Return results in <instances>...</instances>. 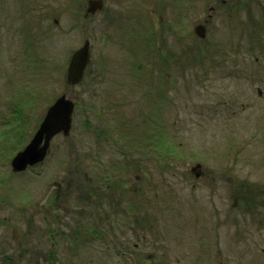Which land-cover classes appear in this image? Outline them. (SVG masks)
<instances>
[{
	"label": "rangeland",
	"instance_id": "1",
	"mask_svg": "<svg viewBox=\"0 0 264 264\" xmlns=\"http://www.w3.org/2000/svg\"><path fill=\"white\" fill-rule=\"evenodd\" d=\"M132 1L140 4L134 17L150 10V0ZM177 1L181 14L186 12L183 30L211 13L206 38L186 41L176 49L187 63L196 60V67L182 72L184 81L161 78L158 68L136 61L141 59L138 54L130 63L127 50L117 45L112 49L103 34L99 44L100 33L108 29L103 26L91 30V61L82 80L67 85L70 54L89 29L76 24L65 32L61 28L50 32L38 24L30 27L29 22L21 23L23 17L30 20L29 0H0V264H140L138 254L145 251L155 261L164 252L170 264H189V255L182 252L190 248L188 214L181 210L190 204L184 177H189L195 162L229 173L225 190L230 212L244 210L243 264H264V0H229L213 11L209 7L215 0ZM125 3L119 0L115 6L116 31L125 26ZM163 3L164 18L179 11L172 1ZM143 40L141 30L132 40L126 34L123 38L134 52ZM207 59H239L242 67L238 76L232 62L210 72ZM60 93L75 101L69 134L52 138L42 162L12 172L10 157L27 142ZM150 139L158 154L175 151L179 158L166 163L130 145ZM84 170L92 178L91 172H105L112 178L110 187L115 186L113 180L123 182L120 187L126 188L136 210L125 213L105 238L81 236L78 240L83 243L78 245L65 234L82 229L75 221L88 232L89 209L70 212L69 202L53 203L52 208L49 202L57 183L80 187ZM111 202L114 208L124 207L123 200ZM106 203L97 212L111 210L109 200ZM141 203L148 228L136 227L134 221L140 217ZM132 224L135 228L130 231ZM135 229L139 236L145 234L138 248L129 238ZM125 239L129 249L121 242Z\"/></svg>",
	"mask_w": 264,
	"mask_h": 264
},
{
	"label": "flooded vegetation",
	"instance_id": "2",
	"mask_svg": "<svg viewBox=\"0 0 264 264\" xmlns=\"http://www.w3.org/2000/svg\"><path fill=\"white\" fill-rule=\"evenodd\" d=\"M117 1L119 0H29L27 6L31 12L30 20L24 19L23 17L21 23L24 24L29 22L30 27H36V24H38L39 27L43 25V29H47L50 32H55L60 28L61 30H66L74 24L80 25L83 29L88 28L89 31L87 35L83 34L81 43L78 42V44L80 43L81 45L85 40H88L90 51L94 44L90 37L92 34L91 30L97 31L102 29L103 26H108V29L104 33H100L99 44L103 42L106 36L110 39L109 42L111 43L110 47H112V49L117 45V48H125L127 50L130 56V63L133 56L138 54L141 59H136V61L140 63L143 62V66L158 68L161 73V78L166 80L167 78L172 79L173 82L184 81V79H181L184 75L182 72L184 73L189 67H196L197 64L196 60L188 59L189 63L182 60L181 54L176 53V49L181 43L187 45L186 41L191 43L193 40H204L206 38V29L210 23L211 13H208L207 18H202L198 21L194 20L188 28L183 30L186 19L184 15L186 12L181 14V2L170 0L172 1V5L179 10L176 11L172 17L165 16L164 18L163 16L162 9L166 8L163 3L164 0H150V10H146L144 13H140L139 16L134 17V13L139 9L140 4L137 1L126 0L124 8L126 10L125 26L117 28L116 31L114 30V24L117 13L115 9ZM168 1L169 0H166V3H168ZM228 1L229 0H217L216 2L215 0V4L210 6L209 9L213 11V9L217 8L218 3L225 5ZM2 9H5V5ZM4 16L5 15L2 17L4 18ZM182 18H184L183 22L181 21ZM199 22L205 25V34L203 37H198L194 32L195 25ZM138 23L139 26L146 27L143 29L134 28L137 27L136 24ZM65 30L63 31L65 32ZM127 30H129V32ZM137 30L142 31V38L144 40L140 42L139 48L134 52L133 49L126 46L123 42V38L125 34L130 40H132L133 37L136 38ZM102 34L103 39L101 37ZM0 42L3 41L0 39ZM28 44L29 42L25 43V45ZM153 56L156 58L152 59ZM112 62H116V59L114 58ZM228 62L236 63L235 66L237 70L234 71V74L238 76L242 67V65H239L241 62L239 59H207L206 67H208V69L212 68L208 70L212 72L214 67L223 66V63ZM104 63L105 60L101 59L100 64L103 66ZM183 68L185 69L183 70ZM175 74H177L178 77H176ZM234 94L235 92L232 93L233 96ZM225 162L228 163L227 160H225ZM195 163H199V165L193 170H190L188 174L189 177H184L186 182L189 183L191 198L189 206L185 208L186 211L182 209L181 212L182 214H188L186 222L189 224L188 238L190 241V248L188 251L182 252L183 254L187 253L189 255V264H243L245 242L244 210L242 208H237L235 215L234 211L230 212L228 193L225 190L227 186L226 179L229 173L226 171L216 172L214 170H207L203 168L200 162ZM192 166L193 164L190 167ZM88 173L89 172L85 170L82 172V177H79L78 183L80 187L78 188L63 187L60 183H57L58 185L55 186V191L51 195L49 202V208H52L53 203L59 206H66L69 202L68 210L70 212L78 210L86 211L89 209V214L92 215V218L89 222L88 232H86V234L84 233L88 227L84 228L81 222L75 221V223L79 225L78 227L82 229H73L71 232H66L65 234L67 240L71 238L78 245L83 243V240H78L81 236L87 235L88 240L90 238H96L97 240L99 238H105L106 235H100L101 232H109L111 227L120 222V218L122 219L125 213L131 214L132 211L136 210L132 207V202L125 192L126 188L120 187L123 182L120 181L116 183V181L113 180L111 182H114L115 186L110 187L109 183L112 178L105 176V172H91L93 178L88 177ZM142 177H147V172H143ZM136 178L139 177L136 176ZM130 190L133 191L135 188L130 186ZM108 200L111 210L105 209L97 212V209L101 205L107 204L106 202ZM111 200H115L116 204L123 200L124 207L114 208ZM167 201H170V199ZM139 206L140 208L138 209L141 211V214L138 219L134 220L137 221L135 222L136 227L148 228L147 210H144L145 205L141 203ZM182 222L186 224L184 220H182ZM133 227L132 224L129 230L132 231L135 228ZM134 231L135 234H131L129 238L133 240L132 246L138 248L143 245L145 234L142 233L139 236L137 230L135 229ZM63 233L65 232L62 230L61 234ZM172 240L175 242L174 239ZM121 242L124 243L123 246L126 249H129V246L126 245V243L129 242L127 239ZM143 248L145 247L143 246ZM141 254L142 255L138 254L140 264H170L164 257V252L158 257L157 261H155L154 256L148 255L146 251L145 254ZM184 256L187 257L186 254H184ZM178 259V257L175 258V260Z\"/></svg>",
	"mask_w": 264,
	"mask_h": 264
},
{
	"label": "water",
	"instance_id": "3",
	"mask_svg": "<svg viewBox=\"0 0 264 264\" xmlns=\"http://www.w3.org/2000/svg\"><path fill=\"white\" fill-rule=\"evenodd\" d=\"M204 26L197 24L195 33L198 36H204ZM88 40L77 49H75L68 60L66 68V83L75 84L80 81L84 68L90 60V51ZM74 110V101L70 96L61 93L47 106L43 117L37 128L33 132L29 141L10 158L11 170L21 171L28 165L41 161L47 154L52 137L61 132L68 135L72 124V113ZM198 164L191 167L196 168Z\"/></svg>",
	"mask_w": 264,
	"mask_h": 264
},
{
	"label": "trees",
	"instance_id": "4",
	"mask_svg": "<svg viewBox=\"0 0 264 264\" xmlns=\"http://www.w3.org/2000/svg\"><path fill=\"white\" fill-rule=\"evenodd\" d=\"M39 122V121H38ZM37 126V125H36ZM35 126V127H36ZM35 129V128H34ZM147 143H145L144 144V142L143 141H141V140H137V141H135V144H133V143H130V145L131 146H135V145H138L140 148H143L144 149V151H149V152H152V153H154L155 155H156V157H161V158H164V160H165V162L166 163H173V161H176V160H174L173 158H175V159H178L179 158V156H176V155H179V152H177L176 154H175V151H174V154L173 155H167V154H163V155H160V154H158V153H160L159 152V150H157V148H156V146H155V142H154V140L153 139H150V140H147L146 141ZM22 147V146H21ZM20 147V148H21ZM19 148H17V150H18ZM165 155V156H164ZM175 156V157H174ZM109 230V229H108ZM110 231V230H109ZM109 232H107V234H108ZM100 235H102V236H104V235H106V232L104 233V232H101L100 233ZM103 239V238H102Z\"/></svg>",
	"mask_w": 264,
	"mask_h": 264
}]
</instances>
